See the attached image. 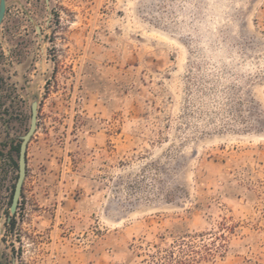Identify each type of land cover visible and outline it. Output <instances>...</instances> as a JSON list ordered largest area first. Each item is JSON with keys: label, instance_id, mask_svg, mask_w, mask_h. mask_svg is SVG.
Returning <instances> with one entry per match:
<instances>
[{"label": "rangeland", "instance_id": "1", "mask_svg": "<svg viewBox=\"0 0 264 264\" xmlns=\"http://www.w3.org/2000/svg\"><path fill=\"white\" fill-rule=\"evenodd\" d=\"M5 6L0 222L35 100L20 216L44 238L0 262L264 264V0Z\"/></svg>", "mask_w": 264, "mask_h": 264}, {"label": "water", "instance_id": "2", "mask_svg": "<svg viewBox=\"0 0 264 264\" xmlns=\"http://www.w3.org/2000/svg\"><path fill=\"white\" fill-rule=\"evenodd\" d=\"M5 0H0V25L5 15ZM37 123V101H32L30 105V118L29 125L25 134L21 137V141L17 153V178L14 184L13 194L11 197L10 212L14 213L17 206L18 200L20 198L23 182L26 175V154L28 144L31 141L32 136L36 130Z\"/></svg>", "mask_w": 264, "mask_h": 264}, {"label": "flooded vegetation", "instance_id": "3", "mask_svg": "<svg viewBox=\"0 0 264 264\" xmlns=\"http://www.w3.org/2000/svg\"><path fill=\"white\" fill-rule=\"evenodd\" d=\"M13 189H14V187L10 190L9 202H8L7 209H6L7 216H5L3 218V220L0 222V230L3 229L6 232L8 231L9 233H13V235H11V237L13 236V239L15 240V242L11 241L10 243L12 244V246H9L8 248H4L5 246L3 245V250H2V252H0V255H3L4 252H6L8 254L14 252V249H15L14 244H16L17 240H18L17 244L19 245V248H17V249H21L20 244H22L24 238H26V235L27 234L29 235V233H25L28 230V229H25L26 222L32 223V219L30 217L27 218V217L20 216L24 212L22 207L25 206V203H23L21 201L22 190H21V194H20V198L18 200L17 206L15 208V211L13 214H11L10 204H11V197L13 194ZM40 235L42 236L43 234L41 233ZM1 237L5 238L6 236L1 235ZM28 237L32 240V242L34 239L41 240L44 238V237H38L35 235H33V236L29 235ZM5 244L7 245L9 243L5 242ZM34 246H35V244H34ZM19 252H20V254H22V251H19ZM0 264H4V263L0 262Z\"/></svg>", "mask_w": 264, "mask_h": 264}, {"label": "trees", "instance_id": "4", "mask_svg": "<svg viewBox=\"0 0 264 264\" xmlns=\"http://www.w3.org/2000/svg\"><path fill=\"white\" fill-rule=\"evenodd\" d=\"M19 144H20V142H19V143L17 144V146L14 148L16 154H17V152H18ZM15 166H17L16 163H15Z\"/></svg>", "mask_w": 264, "mask_h": 264}]
</instances>
